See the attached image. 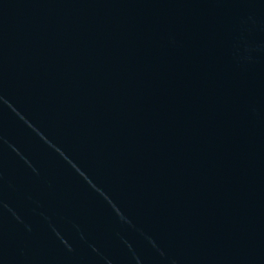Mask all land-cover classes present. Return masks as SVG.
<instances>
[{
    "label": "water",
    "instance_id": "obj_1",
    "mask_svg": "<svg viewBox=\"0 0 264 264\" xmlns=\"http://www.w3.org/2000/svg\"><path fill=\"white\" fill-rule=\"evenodd\" d=\"M0 264H264V0H0Z\"/></svg>",
    "mask_w": 264,
    "mask_h": 264
}]
</instances>
